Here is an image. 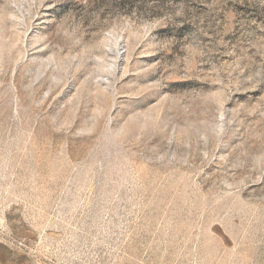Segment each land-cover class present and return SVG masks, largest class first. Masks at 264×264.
Segmentation results:
<instances>
[{"label": "rangeland", "instance_id": "obj_1", "mask_svg": "<svg viewBox=\"0 0 264 264\" xmlns=\"http://www.w3.org/2000/svg\"><path fill=\"white\" fill-rule=\"evenodd\" d=\"M0 264H264V0H0Z\"/></svg>", "mask_w": 264, "mask_h": 264}, {"label": "built area", "instance_id": "obj_2", "mask_svg": "<svg viewBox=\"0 0 264 264\" xmlns=\"http://www.w3.org/2000/svg\"><path fill=\"white\" fill-rule=\"evenodd\" d=\"M4 226V221L0 218V233H2L3 227Z\"/></svg>", "mask_w": 264, "mask_h": 264}]
</instances>
